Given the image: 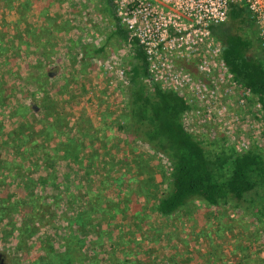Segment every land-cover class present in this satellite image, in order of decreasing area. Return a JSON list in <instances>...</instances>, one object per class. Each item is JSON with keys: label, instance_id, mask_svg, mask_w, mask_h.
<instances>
[{"label": "rangeland", "instance_id": "1", "mask_svg": "<svg viewBox=\"0 0 264 264\" xmlns=\"http://www.w3.org/2000/svg\"><path fill=\"white\" fill-rule=\"evenodd\" d=\"M29 1L0 0V43L7 49L0 57V81H6L11 91L8 104L0 108L3 131L10 124L21 123L18 106H28V127L23 131L30 140L41 141L34 133L54 122L51 115L57 112L62 115L60 138H75L82 159L81 163L58 161L55 178L44 181V188L36 186L34 192L43 197L38 204L44 215L41 225L36 222L38 230L32 241L57 235L56 229L65 231L69 215L88 209L90 224L81 231L90 232L95 239V228H105L104 241L96 246L97 251H103L101 264H110L112 259L116 264H264V214L256 210L264 205V198L255 197V209L245 204L211 206L194 200L168 217L156 212V202L169 190L170 164L125 128L121 118L127 111L133 47L112 37L116 16L112 0ZM243 34L253 39V53L264 63V46L256 26L246 24ZM90 45L102 48L100 54L94 55ZM7 57L13 63H6ZM84 59L89 62L85 69ZM32 64L39 65L31 74L36 78L28 74ZM41 67L51 77L44 87L48 101L42 104ZM121 70L128 77L120 76ZM144 83L150 87L149 79ZM259 113L253 105V112L242 109L238 119L236 113L212 121L192 118L196 123L190 132L206 144L234 152H238L236 141L241 140L249 149L264 153ZM12 153L4 149L1 157L11 161ZM34 154L41 153L24 155L23 166L28 170L36 160ZM38 163V169L34 165L33 171H28L34 180L39 173L50 172ZM59 224L62 229H55ZM2 230L0 226V234ZM21 253L15 249L14 237L1 239V264H17L15 259Z\"/></svg>", "mask_w": 264, "mask_h": 264}, {"label": "trees", "instance_id": "2", "mask_svg": "<svg viewBox=\"0 0 264 264\" xmlns=\"http://www.w3.org/2000/svg\"><path fill=\"white\" fill-rule=\"evenodd\" d=\"M32 1L38 4L40 0ZM46 19L49 20L48 24L51 23L48 16ZM251 23L254 24L247 10L240 5L232 4L227 20L213 27L212 32L222 42V57L234 79L260 104L264 121V63L253 53V39L243 34L246 24ZM112 37L133 47L129 61L127 111L121 115L125 121V128L130 129L134 136L143 139L154 151L162 154L170 164L169 190L156 202V212L160 216L168 217L194 200L206 202L211 206L222 203L245 204L249 209H255L252 204L255 197L264 198V153L258 149L236 153L230 148L217 147L213 143L206 144L190 133L183 123V115L190 109L188 102L177 92L164 90L153 83L148 87L144 83V80L148 79V74L142 48L128 35L116 16ZM1 38L0 35V40ZM1 46L0 43V57L7 50ZM90 46L94 55L102 51V48ZM4 60L6 63L12 62L8 57ZM88 64L89 62L84 59L82 68L89 67ZM39 65L30 66L29 77H35L31 74ZM41 72L43 80L39 81V88L43 92L40 99L42 104L48 101L44 87L51 77L48 78L43 67ZM10 96L11 91L6 81L1 80L0 108L8 104ZM29 109L28 106H18L17 111L21 113L23 121L17 126L10 124V128L5 132L0 122V226L3 227L0 242L3 238L6 240L15 238V249L22 252L21 256L15 259L17 264H101L104 258L99 255L100 253L103 255V251H97L96 246L102 245L105 228L103 226L95 228V239H92L90 232L81 231L90 222L88 209L77 210L69 215L66 218L65 231L56 229L61 228L59 224L55 226L57 235H46L44 239L37 237L36 241H32L38 230L36 222L41 225L44 215L41 205L38 204L43 197L40 195L39 198L34 192L36 186L44 188V181L55 178L54 170L58 161L70 160L81 163L82 159L79 155L80 144L75 138L65 140L60 138L62 115L59 116L57 112L51 115L55 117L54 122L48 123L45 128L34 133L41 141L30 140L23 131L24 127H28L25 119ZM4 149L13 152L11 161L1 157ZM33 151L34 153L40 151L41 154L32 155L36 160L31 161L30 170L34 165L38 169V161H41V168L52 171L45 175L43 172L39 173L35 180L29 177L30 170L23 166L26 159L24 155ZM8 165L12 169L7 173ZM8 177L9 181L6 179ZM58 198L55 197L53 200L55 207L59 205ZM256 210L264 214V205ZM48 213L51 214L50 211ZM52 217L55 215L52 214ZM54 223L51 220V224ZM132 262L130 264H133ZM110 264H116L115 260L112 259Z\"/></svg>", "mask_w": 264, "mask_h": 264}, {"label": "built area", "instance_id": "3", "mask_svg": "<svg viewBox=\"0 0 264 264\" xmlns=\"http://www.w3.org/2000/svg\"><path fill=\"white\" fill-rule=\"evenodd\" d=\"M112 2L120 24L142 48L150 83L177 92L188 102L190 109L184 113L183 123L189 132L195 129L192 118L212 121L236 113L238 119L242 109L253 112V105L260 111L264 131L260 104L234 79L222 57V42L212 32L213 27L227 20L230 6L237 4L247 10L264 46V0ZM118 72L127 76L124 70ZM190 114L192 117L186 116ZM235 146L236 153L249 150L241 140Z\"/></svg>", "mask_w": 264, "mask_h": 264}]
</instances>
